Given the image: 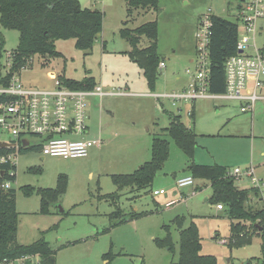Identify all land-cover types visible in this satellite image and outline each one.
<instances>
[{
    "label": "rangeland",
    "instance_id": "rangeland-1",
    "mask_svg": "<svg viewBox=\"0 0 264 264\" xmlns=\"http://www.w3.org/2000/svg\"><path fill=\"white\" fill-rule=\"evenodd\" d=\"M81 2L84 8L105 11L102 32L96 37L91 52L85 54L77 50L74 40L56 41L55 48L60 56L50 59L33 57L31 67L20 73L25 86L52 89L54 81L49 75L79 82L85 78L97 80L102 75L115 88H123L125 84L135 90H141V86L147 88L149 85L143 70L126 54L129 45L115 30L132 29L156 21L157 53L159 62L166 67L160 69L158 65L154 87L161 89L160 94L178 93L190 80L186 70L194 71L189 59L195 51L199 18L210 12L232 22L236 20L234 0H229V4L223 0H158V12L145 9L131 14L127 13L123 0ZM124 21L126 24L122 23ZM256 26L255 49H264V19H259ZM0 37L3 39L0 71L4 73L1 67L6 63L7 54L17 46L18 32L0 28ZM147 44L142 38L138 46L143 48ZM247 53L253 54V48ZM251 86V80H247V91ZM258 97L260 99L253 109L245 112L240 110L242 104L234 100L206 98L173 106L171 101L158 99L166 111L157 116L154 126L147 125L148 130L142 133L148 139L158 136L169 143L168 159L156 174L151 189L164 191V196H153L147 189L132 192L125 189L118 192L119 198L113 201L98 199V196L116 192L112 175L132 173L118 168L114 157L116 150H119L117 156L125 152L126 138L117 137L101 156L96 154L76 161L52 157L41 159L37 152L20 154L14 160L15 179L11 183L18 213L16 243L28 245L43 237L54 252V264H176L179 235L172 220L179 217L183 218V228L195 224L202 245L201 254L214 256L216 264H262L260 247L264 238L262 233L259 234L262 230L251 229L248 243L229 247V243H234L229 241L230 225L236 222L231 221L224 211H218L216 204L206 201L211 196L209 183L195 180L192 186L177 190L176 180L189 174L186 170L188 160L168 135L158 129L164 122H170V113L179 115L185 127L198 135L193 163H216L225 167L228 173L236 168L244 172L252 167L255 178L264 182V99H261L264 98V88L258 92ZM140 109L141 105L133 108L136 113ZM93 110L87 111L94 124L86 135L88 139L97 137ZM105 134L109 142L114 139L110 133ZM132 140L141 138H129L128 146L134 143ZM60 176L67 180L65 195L60 204L49 205L47 212L41 213L37 191L55 188ZM248 181L241 175L239 180L235 179V185L245 189L249 186ZM25 186L32 187L35 192L25 196L22 192ZM165 199L179 202L165 208ZM262 205L255 197L246 203V207L253 210ZM116 210L122 217L112 216ZM132 212L143 215L131 220L127 215ZM164 225L170 227L173 253L160 248L155 241L165 236ZM222 240L226 244H221ZM28 261L39 264L38 258Z\"/></svg>",
    "mask_w": 264,
    "mask_h": 264
},
{
    "label": "trees",
    "instance_id": "trees-1",
    "mask_svg": "<svg viewBox=\"0 0 264 264\" xmlns=\"http://www.w3.org/2000/svg\"><path fill=\"white\" fill-rule=\"evenodd\" d=\"M126 11L131 14L135 10H152L158 12V0H124ZM103 14L96 10H90L81 6L78 0H0V28L18 32V43L12 55V67L5 77L7 83L13 73H18L21 68L31 67L33 57L50 59L59 57L56 51V41L74 40V47L89 54L93 48L96 37L101 33ZM210 39L208 47V92L212 95H220L225 91L224 64L225 61L237 55L236 44L238 39V27L235 22L221 17L210 16ZM120 38L124 39L129 50L126 54L130 59L138 63L146 77L148 87H154L156 69L159 64L157 53L158 26L156 21L144 23L134 29L122 28L119 31ZM142 38L147 40V46L140 48L138 45ZM3 39L0 37V51ZM264 56V49L259 50ZM61 85L73 90H90L95 84L93 78H85L82 81L58 78ZM192 116V114L190 115ZM174 142L176 147L188 160L186 170L194 180L209 183L211 196L209 202L221 206L226 216L236 223L230 225V242L232 245L245 244L250 241L251 229L261 231L264 238V204L261 208L253 210L246 207V203L255 197L261 201L255 188L240 189L235 185V179L228 175L225 167L220 165H199L192 162L196 147L197 135L186 128L180 121L179 115H171L167 128L162 129ZM169 155L168 141L155 136L151 139L149 159L130 174L112 175L111 180L116 187V192L98 196V199L114 200L119 198V193L127 189L132 191L152 189V182L156 174L163 168ZM6 166H0V184L8 179L5 177ZM14 181L15 177H10ZM67 188V180L64 176L57 179L55 188L39 189L40 212L46 213L48 206L60 204L62 196ZM25 196H30L35 189L29 186L22 188ZM156 204V202H155ZM143 213L132 212L127 216L137 219ZM113 217H122L116 210ZM125 218V217H124ZM18 213L15 204V192L13 189L0 188V264L14 263L22 260V264H31L30 258H38L39 264H54V252L50 250L43 237L28 245L16 243ZM173 226L178 231V259L176 264H216V258L211 255H202L197 227L191 223L183 228V218L172 220ZM246 224L248 227H246ZM259 228H261L259 230ZM165 236L156 239V244L173 253L174 243L171 240L170 227H162ZM261 257L264 264V240L261 242Z\"/></svg>",
    "mask_w": 264,
    "mask_h": 264
},
{
    "label": "built area",
    "instance_id": "built-area-1",
    "mask_svg": "<svg viewBox=\"0 0 264 264\" xmlns=\"http://www.w3.org/2000/svg\"><path fill=\"white\" fill-rule=\"evenodd\" d=\"M223 1L229 4V0ZM234 2L236 4L234 22L238 27L236 44L238 53L225 61L224 93L212 95L208 92L209 28L210 16L213 14L207 12L199 18L197 24L194 71L186 70V74L190 76L186 89L178 93L158 95V98L171 101L173 106L196 99L218 98L240 102L242 112L253 109L255 102L260 99L258 92L264 87V56L255 49L253 39L257 21L264 19V0H234ZM250 48H253V54L247 53ZM5 62L1 67L4 73L0 71V143L4 144V147L0 148V166L7 167L4 173L8 179L0 184V188L8 190L13 182L9 178L15 177L14 160L22 153L37 152L43 158L70 160L85 158L92 148L98 147L101 144L100 140L86 138L87 108L91 97H102L105 93L100 86H94L90 90L65 88L52 75H49L54 81L52 89L27 87L20 80V73L27 70L25 67L18 73H13L6 83L5 77L12 67L11 53L7 54ZM159 67H163V64L161 63ZM247 80L252 82L249 91H247ZM228 175L236 180H239L241 175L246 176L250 186L257 189L264 204V182L255 178L252 167L244 172L236 168ZM193 184L194 179L190 175L176 180L178 191ZM151 194L165 195L162 190H153ZM178 202L169 199L164 202V207L170 208ZM216 208L222 210L219 205ZM221 244H226V241L222 240Z\"/></svg>",
    "mask_w": 264,
    "mask_h": 264
},
{
    "label": "crops",
    "instance_id": "crops-1",
    "mask_svg": "<svg viewBox=\"0 0 264 264\" xmlns=\"http://www.w3.org/2000/svg\"><path fill=\"white\" fill-rule=\"evenodd\" d=\"M78 1L80 2V4L82 3L81 0ZM123 3L125 4L124 0ZM102 14L104 20L105 11H102ZM122 23L126 24V21ZM120 29L122 28L116 29L115 32H117L118 34ZM129 49L130 48L128 46L126 50L128 51ZM194 57H195V51H194V55H192L189 59V63L192 65H193ZM161 63L163 64V67H159V68L164 69L166 66L164 65L163 62H159L158 65L160 66ZM93 81L95 86H100L102 91L105 93V95H103L102 97H98V96L91 97L89 99L88 108H87V111L90 110L91 108H94V110L92 111L93 112L92 116H94V122L96 123L94 129L97 132L96 134L97 137L95 139L100 140L101 144L98 147L92 148L88 156L85 158H89V156H95L96 154L101 156L104 154V152H107L109 150L108 148L109 145L113 143V141L117 139V137L118 138L120 137L121 139L126 138L127 145L125 146V152L122 155L117 156L119 150H116L114 152L115 154L114 157L116 159V162H118L119 164L118 168H125L127 169L128 172H133L140 165L146 162L150 156L151 139L146 138L145 134L142 132H144L145 129L148 130L147 128L148 126H150L149 124L152 125L155 124L157 121V116L164 114V112L166 111L165 107L163 106V103L160 102L158 100L159 98L157 97L158 95H163L160 94V92H158L161 91V89H157L155 87L150 89L148 88V86L147 88H142L143 86H141L140 88L141 90L138 89L135 90L131 88L128 84H125V87L123 88L121 87L115 88L109 85V82L105 81L102 75H100V77L97 80L93 78ZM102 84L104 85L103 86L104 88L101 86ZM187 85L181 88L179 91L181 92L185 90ZM137 105H141V109L139 110L138 113H136L133 110V108H135ZM90 115L89 112H87V120H89L88 121L89 124L87 127L88 129L87 135L90 127L93 128L92 125H94L92 123ZM171 115H176V114L170 113V116ZM180 121H181V116H180ZM181 123L183 124L182 121ZM168 125L169 122L168 124L164 122L162 124V127L160 126V128L158 129L162 131V129L167 128ZM105 133L107 134L110 133L114 139L109 142V140H107V135ZM133 137H140L141 140L139 141L132 140L134 143L128 146L129 138H133ZM197 146L198 144L196 138V147ZM41 159H43L42 156ZM81 159L82 158L77 160H81ZM70 161H76V159H70ZM199 165H205V164H199ZM118 175H122V174H118ZM246 188H250V184ZM168 200L169 199H165V201ZM206 201H208V199H206Z\"/></svg>",
    "mask_w": 264,
    "mask_h": 264
},
{
    "label": "water",
    "instance_id": "water-1",
    "mask_svg": "<svg viewBox=\"0 0 264 264\" xmlns=\"http://www.w3.org/2000/svg\"><path fill=\"white\" fill-rule=\"evenodd\" d=\"M25 145H26V143H25ZM1 147H4V144L3 143H0V148ZM261 228H259V230H260Z\"/></svg>",
    "mask_w": 264,
    "mask_h": 264
}]
</instances>
